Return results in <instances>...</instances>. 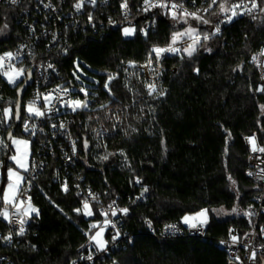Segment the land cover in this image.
Segmentation results:
<instances>
[{"label":"trees","instance_id":"obj_1","mask_svg":"<svg viewBox=\"0 0 264 264\" xmlns=\"http://www.w3.org/2000/svg\"><path fill=\"white\" fill-rule=\"evenodd\" d=\"M122 1L109 0L100 9L96 17L104 13L103 27L69 31L62 47L43 51L57 64L59 81L76 89V96L88 99L89 108L69 113L73 115L72 135L80 149L75 165L68 171L60 159L47 157L44 169L31 180L27 193L39 215L29 220L25 237L15 248L0 249L14 264H70L92 249L89 237L95 230L88 224L102 218L100 206L91 205L94 215L90 218L74 211L83 207L80 189L87 187L103 203L118 202L129 209L122 228L134 237L125 249L111 255L118 264H227L228 255L218 247L219 240L230 232L242 237L251 228L250 220L242 215L218 219L212 210L238 207L243 211L258 192L245 176L248 152L244 139L256 134L264 141V93L257 91L259 74L251 62L264 44V18L237 19L204 42L192 57L165 54L145 67L154 46L166 47L172 33L188 25L157 16L156 30L143 35L142 20L136 16L142 0H127L135 17L132 24L108 25L106 17L118 18ZM19 17L18 10L0 7V54L26 38ZM190 23L213 31L196 21ZM128 25L137 29L132 38L122 35ZM77 64L96 79L94 93L88 97L79 92L81 86L73 75ZM109 74L116 77L110 83L111 92L104 87ZM146 83H155L164 95H148ZM28 95L27 90L22 118ZM17 100L16 87L0 76V109L12 106L15 111ZM21 122L16 125L13 119L11 128L0 127V138L8 144V131L15 129L14 136L31 141L34 161L37 143L22 132ZM108 153L113 155L101 159ZM12 154L11 144L0 149V162L12 165L8 158ZM28 174L24 173L27 178ZM56 175L67 178V192L54 181ZM231 181H235L239 197L231 190ZM145 187L144 200L128 204ZM2 208L0 205V211ZM200 209H208L210 214L204 239L185 236L159 241L144 230L146 219L160 227ZM6 233L0 220V234Z\"/></svg>","mask_w":264,"mask_h":264},{"label":"built area","instance_id":"obj_2","mask_svg":"<svg viewBox=\"0 0 264 264\" xmlns=\"http://www.w3.org/2000/svg\"><path fill=\"white\" fill-rule=\"evenodd\" d=\"M119 5V16L112 17L107 16V24L111 26H117L119 23H130L132 24L135 21V17L132 15V11L128 5V15L127 19H125V10L121 8V4ZM185 7L188 8L189 11H195L196 8L206 7V0H195V4L193 5L192 0H183ZM238 2V0H237ZM247 2V0H245ZM77 3V0L71 2L70 0H18L17 4L10 3V0H0V7L9 8L18 10L20 13L19 23L22 28L26 32V38L19 41L12 49L8 50L13 53H16L18 50L21 51V55L19 57V61H16L17 66L24 67L26 69H32L33 72V83L32 86L28 89L29 95L27 98L26 105L33 100L35 94L39 93H47L57 88L58 85L65 84L62 81H59L58 77V67L55 62L51 59L47 58L44 50L50 52L57 47H62L63 39L67 32L73 31L76 32L80 29L93 28L96 29L97 26L103 27L105 22L103 20L104 13L101 14V17H96L100 9L105 8L109 0H96L95 6L88 3V0H85L83 8L77 12L74 5ZM128 4V3H127ZM45 5H50L49 7H45ZM144 5V0H142L136 7V16L138 19L142 20L140 25V29H146L147 32L150 30H156V17H170V14L165 15L163 10L159 8L151 9L148 12L142 11ZM251 6L250 4L248 5ZM215 10V6H214ZM243 11V9H240ZM100 13V12H99ZM89 14L92 16L91 22L89 21ZM208 15V14H206ZM255 17V18H253ZM213 22L217 20L215 16H208ZM264 18V13L260 12L259 9L253 11L252 15H241L234 18L233 22L237 19H243L248 21H257ZM172 19V18H171ZM109 20L112 23H109ZM194 21V20H190ZM227 23L221 25V33L224 29L231 27L233 24ZM211 30H214L210 25H205ZM34 29V31H32ZM53 34H55L56 39L53 40ZM26 46L21 49V46ZM6 52V51H5ZM261 52H264V44H262L254 56L257 57L256 61H253L252 64L257 68L259 79L257 84V89L261 86H264V55H261ZM253 56V57H254ZM51 63L54 65V69L47 68V65ZM259 93H264L260 92ZM62 95V93H61ZM67 99L68 97H64ZM72 98H76V94L74 93ZM43 103V101H41ZM54 103H57L54 101ZM57 106H59L57 104ZM70 109L61 108L59 112L48 113L45 117H33L30 120H23L21 122L22 132L24 134L30 135L33 139H35L37 143V151L36 156L34 158V162L37 165L35 170L29 172L28 179H35L38 174L44 169L46 166V158H58L63 163L65 169L69 171L70 168L75 165L77 160L79 159L80 149L77 143V140L72 135L71 123L73 122V115ZM27 112L25 111V116L27 117ZM50 117V118H49ZM23 122H27L30 125H36V134L31 135L30 132H25L23 130ZM64 123L66 127L64 129H60L59 125ZM52 124H56L57 128H52ZM43 129V131H40ZM250 137H254L256 141V147H264V141H261L256 134L248 135L244 139V145L248 152L247 166L245 169V176L252 181V183L258 189V192L253 196L252 202L245 207L242 211V216L246 217L250 220L251 228L245 233L242 237H237V242L233 243L232 236H235L233 232H230L228 237L222 238L218 242V247L225 250L228 255L227 264H263L264 263V233L261 232V229H264V172H261V169H264V153L259 151H252V143L249 141ZM73 141H75L76 153L73 155ZM252 173V175H249ZM54 181L60 184V188L62 189V185L67 182V178L65 176L56 175L54 177ZM135 184L138 186L140 183ZM68 186V182H67ZM31 189V185L28 186V191ZM80 193L83 196V199H87L90 206L92 204H98L100 206V213L104 211H108L107 216H103L97 221H91L88 224L90 230H95L91 228L93 223L98 224L100 227L105 230V241L106 250L98 251L94 244H92V249H90L86 253H82L75 259H73L70 264H118L115 260H111L110 257L113 252L125 249L126 244H131L133 241V235L127 233L122 227L125 222L127 215H124L119 211L121 208H127L125 206H121L118 202H108L103 203L100 197L92 191L89 187L86 189H80ZM94 195L96 199H92ZM28 196H30L27 193ZM140 195L135 196L134 199L130 200L128 204H136L144 200V196L142 198L137 199ZM33 204V199L31 200ZM34 205V204H33ZM109 205H112L111 210H115L117 212L116 216L111 215V210L109 209ZM3 211V208L1 209ZM245 212H252L253 215L247 216L244 215ZM9 215L13 220H16V211L15 209L9 208ZM0 220L4 223L7 228V233L0 237H5L11 234V241H6L0 238V249L1 247L6 248H15L17 243L20 242L21 239L25 237L27 232L28 222L24 225L25 233L20 236L17 235L19 231V223L18 221L15 223H9L4 220L3 217H0ZM105 220H110L115 227L111 225H106L103 222ZM151 220H144L143 227L144 230L159 241L166 240H175L180 239L185 236H195L200 238H205L207 234L208 227L210 225V219L208 226L201 230H192L189 229L186 225L181 223V219L176 222L166 223L160 227H157L151 221V227L147 223ZM167 225H176L179 231L172 232L170 229L166 230ZM119 233L118 238L113 241L112 236ZM223 241V243H221ZM94 245V246H93ZM255 252V258H251V254ZM92 255L93 259L88 260L87 256ZM238 258V259H237ZM0 264H14L11 256L9 254H0Z\"/></svg>","mask_w":264,"mask_h":264},{"label":"snow or ice","instance_id":"obj_3","mask_svg":"<svg viewBox=\"0 0 264 264\" xmlns=\"http://www.w3.org/2000/svg\"><path fill=\"white\" fill-rule=\"evenodd\" d=\"M10 3L17 4L18 0H10ZM85 0H77L74 7L79 12L84 6ZM88 3L95 6L96 0H88ZM193 5L195 4V0H192ZM207 6L202 8H196L195 11H189L183 0H144V5L142 11L148 12L151 9L159 8L163 10L165 15L170 14L171 18L177 23H183L188 25L183 31H176L172 33L171 41L166 47H158L154 46L148 56V61L145 67L150 66L155 59L156 62H159L162 55L165 53H171L173 55L179 54L183 52L187 55V57H192L199 48L204 47V42L208 41L213 36H216L221 33V25L233 22L234 18L241 15H249L251 16L253 11L259 9L260 12L264 13V0H206ZM251 5L250 7L248 5ZM50 5H45V7H49ZM215 6V10H214ZM121 8L125 10V19H127V9L128 4L127 0L121 4ZM243 9V11H240ZM208 14V15H206ZM215 16L217 20L213 22L208 16ZM255 18V17H253ZM92 16L89 14V21L91 22ZM190 20L196 21L198 25H210L214 30L211 32L203 31L201 28L195 27L190 23ZM109 23H112L109 20ZM8 27L7 24L4 25L6 29ZM34 31V29H32ZM3 32V29H0V33ZM140 32L147 36L148 32L146 29H140ZM136 33V29L125 27L123 29V35L125 37L132 36ZM187 40H184V38ZM55 34H53V40H55ZM183 40L185 47L178 48L175 45L178 41ZM190 41V42H189ZM26 46H21L23 49ZM206 51L211 52V48H205ZM66 51V50H65ZM21 55V51L18 50L16 53L11 51H6L0 54V76L6 79L7 83L16 87L18 91V95L23 91V85L28 82L32 77V69H26L24 67H18L16 61H19V57ZM261 55H264V52H261ZM183 59V56L181 57ZM253 61L257 60V57L254 56ZM132 62H130L131 64ZM134 66V65H133ZM47 68L54 69V65L49 63ZM76 72L73 75L77 80L80 79V76L77 75V72H82L79 64L76 65ZM198 71V70H197ZM116 77L112 74H109L108 80L105 82L104 87L111 92L110 83ZM264 78V77H262ZM146 88L148 95H164L163 91H158L157 85L155 83H146ZM76 89L68 88L64 85H58L57 88L53 89L47 93H39L37 92L33 98L24 108L27 112V117L22 118L20 115L21 104L20 101L17 100L15 102L13 110L12 106L4 107L0 109V127H4L5 125L8 128H11V121L13 119L17 120H30L33 117H45L48 113L59 112L61 108H68L72 112H77L81 109H87L89 101L88 99H81L79 96L76 98H72L73 94L76 92ZM257 91L264 92V86H261L257 89ZM79 92L84 94V97H88V90L86 88H80ZM62 93V95H61ZM64 97H68L65 99ZM43 101V103H41ZM56 101L57 103H54ZM57 104L59 106H57ZM101 107H104L103 105ZM264 108V106H261ZM50 118V117H49ZM66 125L61 123L59 125L60 129H64ZM52 128H57L56 124H52ZM23 130L25 132H30L31 135L36 134V125L29 124L27 122H23ZM43 131V129H40ZM8 139L11 141V147L14 148V153L10 155L8 158L12 161V165H4L0 162V167L4 169V176L0 179V183H3V187L0 188V205L3 207V211H0V217H3L4 220L8 221L10 224L18 221L20 227L17 235L22 236L25 233L24 225L28 222L29 219L32 218L33 215L38 216L39 210L31 203L32 197L27 195L28 186L31 185L32 181L28 179L24 173H29L37 167L34 161H30L31 152V141L28 139L17 138L14 136L12 131H8ZM252 143V151H259L264 153V147L257 148L256 141L254 137L247 138ZM73 155L76 153L75 141H73ZM10 145L5 143L3 138H0V149H7ZM85 149L88 148V141L84 142ZM113 155V153H108L101 157V159L107 160L108 156ZM123 155V153H121ZM261 172H264V169H261ZM252 175V173H249ZM264 178V177H261ZM231 179V177H229ZM136 183H140L137 179ZM233 185H235V181H232ZM62 190L67 192L68 186L67 182L62 185ZM148 191L145 187L140 194L142 198L144 194ZM92 199H96L94 195H92ZM9 208L15 209L16 211V220H13L9 215ZM109 209H112V205H109ZM77 214L83 213L85 216H93L94 212L91 210V206L87 199L83 201V207L74 209ZM121 213L124 215L128 214L129 209L121 208L119 209ZM213 212L220 214L223 212V209H213ZM233 213H237L238 209L233 208ZM103 216L108 215V211H104L101 213ZM111 215L116 216L117 212L115 210H111ZM244 215L251 216L252 212H245ZM106 225H111L115 227L110 220H105L103 222ZM149 227H151V221L147 222ZM181 223L186 225L189 229L201 231L205 229L209 224V210L208 209H200L191 214H186L182 217ZM92 229L99 228V231H96L93 235L89 237V241L95 244V247L98 251H105L107 241L103 239L104 228L100 227L98 224L93 223L91 225ZM171 230L172 232L179 231L176 225H167L166 230ZM261 232L264 233V229H261ZM119 236V233L112 236V240L115 241ZM6 241H11L12 236L9 234L5 237H0ZM233 243L237 242V237L232 236ZM223 243V241L221 242ZM251 258H255V252L251 254ZM88 260H92L93 256H87ZM238 259V258H237ZM75 264V262H73Z\"/></svg>","mask_w":264,"mask_h":264},{"label":"rangeland","instance_id":"obj_4","mask_svg":"<svg viewBox=\"0 0 264 264\" xmlns=\"http://www.w3.org/2000/svg\"><path fill=\"white\" fill-rule=\"evenodd\" d=\"M125 27H129V28H135L136 29V26H133V25H128V26H125ZM124 27V28H125ZM186 27L188 26H185L183 29L179 30V31H183ZM123 28V29H124ZM123 29H122V35H123ZM137 30V29H136ZM124 36V35H123ZM134 35L132 36H128V37H125V38H132ZM184 40H187V38L185 37ZM190 42V41H189ZM176 47L178 48H183L185 47V44L183 42V40L181 41H178L177 44L175 45ZM183 53V52H181ZM165 54H171V53H165ZM163 54V55H165ZM20 67V66H18ZM87 67V66H85ZM80 68L82 69V72H77V75L80 76V79L77 80L76 77V83L80 84L81 88H86L88 90V95H92L94 92H93V89L96 87L97 85V82H96V79L94 78V76H92L91 74H89L87 71H85L83 69V66ZM88 69V68H87ZM77 71V70H76ZM74 71V72H76ZM5 79V78H4ZM6 81V79H5ZM7 82V81H6ZM9 84V83H8ZM13 86V85H12ZM83 94V93H82ZM89 108V107H88ZM87 108V109H88ZM71 111V110H70ZM72 112V111H71ZM73 113H76V112H73ZM18 138V137H17ZM23 139V138H22ZM14 153V152H13ZM12 162V161H11ZM2 175H3V169L2 167H0V179L2 178ZM230 188L231 190L236 194L237 197L240 196L239 192H238V188H237V185H233L232 181L230 182ZM238 209V212L237 213H233L232 210H226L225 208H219V209H223L224 211L221 212L220 214H217L216 212H213V215L218 218V219H226V218H232V217H239L242 215V211L240 208L236 207ZM219 209H216V210H219ZM85 216V215H84ZM86 218H90L89 216H85ZM209 219H210V214H209ZM96 231H99V228H96L95 231L93 232V234L96 232ZM92 234V235H93ZM103 239L105 240V230L103 232ZM91 244H94V243H91ZM95 245V244H94ZM93 245V246H94Z\"/></svg>","mask_w":264,"mask_h":264},{"label":"water","instance_id":"obj_5","mask_svg":"<svg viewBox=\"0 0 264 264\" xmlns=\"http://www.w3.org/2000/svg\"><path fill=\"white\" fill-rule=\"evenodd\" d=\"M33 72H34V71L32 70V77H31V79H29L28 82H27L26 84L23 85V91L20 92L19 95H18V91H17L18 100L20 101V104H21L20 115H21V110H22V101H23V98H24V96H25L27 90L32 86V83H33ZM20 122H21V120H17V119H16V125H19ZM11 131H12L13 134H14L15 129H12ZM7 140H8V144L10 145V144H11V141H10L8 138H7ZM263 264H264V263H263Z\"/></svg>","mask_w":264,"mask_h":264},{"label":"crops","instance_id":"obj_6","mask_svg":"<svg viewBox=\"0 0 264 264\" xmlns=\"http://www.w3.org/2000/svg\"><path fill=\"white\" fill-rule=\"evenodd\" d=\"M13 148V147H12ZM13 152H14V148H13ZM30 161H31V156H30ZM34 216V215H33Z\"/></svg>","mask_w":264,"mask_h":264}]
</instances>
